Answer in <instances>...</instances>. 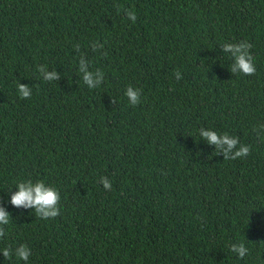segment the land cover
Wrapping results in <instances>:
<instances>
[{
  "label": "trees",
  "instance_id": "trees-1",
  "mask_svg": "<svg viewBox=\"0 0 264 264\" xmlns=\"http://www.w3.org/2000/svg\"><path fill=\"white\" fill-rule=\"evenodd\" d=\"M29 180L57 217L12 204ZM0 208V264H264V0H0Z\"/></svg>",
  "mask_w": 264,
  "mask_h": 264
},
{
  "label": "clouds",
  "instance_id": "clouds-1",
  "mask_svg": "<svg viewBox=\"0 0 264 264\" xmlns=\"http://www.w3.org/2000/svg\"><path fill=\"white\" fill-rule=\"evenodd\" d=\"M127 17L133 22H135L137 19V15L133 10H127ZM252 47L253 45L247 41L239 45H225L226 50L233 51L236 58V65L233 67L232 71L235 72L237 69H239L244 75L249 76L256 73V66L253 62L254 57L250 52ZM41 71H44V69L41 68ZM56 78L57 77L55 72L46 73L45 75V79L48 81L55 80ZM179 79L181 78L177 75V80ZM84 81L89 85L90 88L95 87L91 73H87L84 75ZM18 93L21 99H26L31 97L32 89L19 84ZM125 94L130 98V105L135 106L141 102L139 90H133L132 87H128ZM201 135L207 138L210 144H216L218 150H223L225 152V155L228 157V160H235L236 157L248 156L250 154V148L248 146H244L235 153V157H232L231 152L236 147L238 140L236 138L228 136L227 134H225L223 138H221L216 132L201 131ZM225 144L228 146L226 149L223 148V145ZM101 183L106 190H111L112 184L107 177H101ZM17 186L19 187V192L12 197L11 202L13 205L17 207H34L37 217L44 220L55 218L60 214L58 205L61 198L58 190H56L55 188L46 186L45 182L42 180H38L35 184H33L31 180L18 182ZM9 223V213L0 208V237H3L4 235V228L2 226L8 225ZM232 251L238 253L240 259H243L249 253V249L245 246L244 243H240L239 246L232 245ZM3 255L6 258H11V252L8 247H5L3 249ZM16 256L20 260L28 261L31 256V249L27 245L23 244L17 248Z\"/></svg>",
  "mask_w": 264,
  "mask_h": 264
}]
</instances>
